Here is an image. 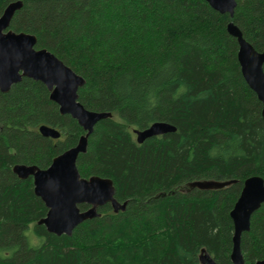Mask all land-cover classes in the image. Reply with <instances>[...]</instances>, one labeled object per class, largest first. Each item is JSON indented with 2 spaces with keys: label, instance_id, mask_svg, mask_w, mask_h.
Here are the masks:
<instances>
[{
  "label": "trees",
  "instance_id": "16d2710c",
  "mask_svg": "<svg viewBox=\"0 0 264 264\" xmlns=\"http://www.w3.org/2000/svg\"><path fill=\"white\" fill-rule=\"evenodd\" d=\"M12 1L0 0V15ZM22 1L10 28L36 35L37 48L85 78L86 108L112 113L77 166L83 177L111 178L127 206H101L72 235L38 223L48 208L33 177L13 167L45 169L85 131L42 81L23 77L0 90V264H202V249L232 264L231 210L246 179L264 178V103L243 76L228 24L263 51L264 0H237L233 16L206 0ZM156 121L177 129L138 143L133 130ZM43 124L61 137L42 135ZM197 180L235 182L200 189ZM241 247L247 263L264 259V203Z\"/></svg>",
  "mask_w": 264,
  "mask_h": 264
},
{
  "label": "water",
  "instance_id": "95a60500",
  "mask_svg": "<svg viewBox=\"0 0 264 264\" xmlns=\"http://www.w3.org/2000/svg\"><path fill=\"white\" fill-rule=\"evenodd\" d=\"M220 13L235 14L237 0H206ZM23 6L22 0L10 2L0 15V90L8 92L23 77L42 81L50 91V98L59 106L62 114H69L85 131L78 143L57 155L51 165L40 168L37 165L16 164L13 171L21 179L33 177L34 191L48 208L47 215L38 223L57 235H72L74 229L88 219L101 215L98 211L110 203L115 212L124 211L127 201L120 202L116 196L114 181L108 177L93 175L83 177L78 169L80 154L86 153L89 136L95 125L112 116L111 112L86 108L79 99V89L85 78L66 65L46 48H37V36L27 32H16L10 28L14 14ZM229 32L238 39V60L244 78L264 103V50L258 51L247 41L240 28L228 24ZM264 117V109H263ZM176 126L165 121H156L145 129H134L138 143L146 139L176 131ZM39 132L53 139L61 137L56 127L43 124ZM235 180H197L192 187L215 189L227 186ZM264 203V178L252 176L245 180L241 194L231 210L234 223L232 264H264V259L247 263L241 247L242 235L249 231L251 218ZM80 204H87L85 210ZM202 264H217L205 249L200 254Z\"/></svg>",
  "mask_w": 264,
  "mask_h": 264
},
{
  "label": "rangeland",
  "instance_id": "374dc122",
  "mask_svg": "<svg viewBox=\"0 0 264 264\" xmlns=\"http://www.w3.org/2000/svg\"><path fill=\"white\" fill-rule=\"evenodd\" d=\"M35 242V241H34Z\"/></svg>",
  "mask_w": 264,
  "mask_h": 264
}]
</instances>
